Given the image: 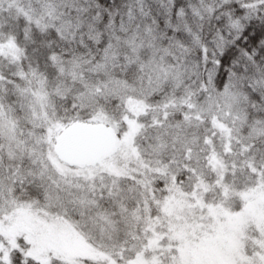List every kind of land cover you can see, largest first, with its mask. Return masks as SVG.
Instances as JSON below:
<instances>
[{"label": "snow or ice", "instance_id": "snow-or-ice-1", "mask_svg": "<svg viewBox=\"0 0 264 264\" xmlns=\"http://www.w3.org/2000/svg\"><path fill=\"white\" fill-rule=\"evenodd\" d=\"M0 264H264V0H0Z\"/></svg>", "mask_w": 264, "mask_h": 264}]
</instances>
